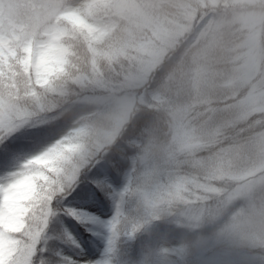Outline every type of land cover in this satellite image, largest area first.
Masks as SVG:
<instances>
[{
	"label": "clouds",
	"instance_id": "1",
	"mask_svg": "<svg viewBox=\"0 0 264 264\" xmlns=\"http://www.w3.org/2000/svg\"><path fill=\"white\" fill-rule=\"evenodd\" d=\"M0 150V264H264V0H0Z\"/></svg>",
	"mask_w": 264,
	"mask_h": 264
},
{
	"label": "rangeland",
	"instance_id": "2",
	"mask_svg": "<svg viewBox=\"0 0 264 264\" xmlns=\"http://www.w3.org/2000/svg\"><path fill=\"white\" fill-rule=\"evenodd\" d=\"M93 210L99 212L104 216L110 215V211L108 209L107 204L100 203L99 205L95 206Z\"/></svg>",
	"mask_w": 264,
	"mask_h": 264
},
{
	"label": "snow or ice",
	"instance_id": "3",
	"mask_svg": "<svg viewBox=\"0 0 264 264\" xmlns=\"http://www.w3.org/2000/svg\"><path fill=\"white\" fill-rule=\"evenodd\" d=\"M16 146L17 145L9 144V145H6L5 147L8 149H11V148H14ZM6 155H7V153L4 150H0V163H2L6 159Z\"/></svg>",
	"mask_w": 264,
	"mask_h": 264
},
{
	"label": "trees",
	"instance_id": "4",
	"mask_svg": "<svg viewBox=\"0 0 264 264\" xmlns=\"http://www.w3.org/2000/svg\"><path fill=\"white\" fill-rule=\"evenodd\" d=\"M101 203H104L103 201H101Z\"/></svg>",
	"mask_w": 264,
	"mask_h": 264
}]
</instances>
